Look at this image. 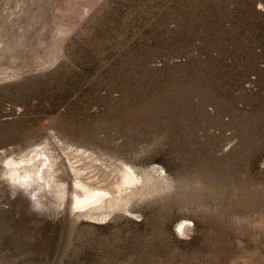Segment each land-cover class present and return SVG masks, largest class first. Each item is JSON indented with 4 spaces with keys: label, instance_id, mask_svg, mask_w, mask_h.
Here are the masks:
<instances>
[{
    "label": "rangeland",
    "instance_id": "374dc122",
    "mask_svg": "<svg viewBox=\"0 0 264 264\" xmlns=\"http://www.w3.org/2000/svg\"><path fill=\"white\" fill-rule=\"evenodd\" d=\"M0 264H264V0H0Z\"/></svg>",
    "mask_w": 264,
    "mask_h": 264
},
{
    "label": "bare ground",
    "instance_id": "6f19581e",
    "mask_svg": "<svg viewBox=\"0 0 264 264\" xmlns=\"http://www.w3.org/2000/svg\"><path fill=\"white\" fill-rule=\"evenodd\" d=\"M20 164H24L20 162ZM20 176H22V174H20ZM28 177V176H27ZM136 179V177L134 176V174L130 173V171L128 172V174L126 175V178H125V182L126 183H130L132 182V180ZM16 180H22V178H16ZM24 182H26V180H24ZM62 196H64V193H62ZM104 196V195H103ZM103 196L100 195L99 193H96V194H93V195H90L84 199H80L78 197L75 198V201H74V205L73 207L76 209V208H82L85 207L86 208V205H89V204H95V203H99L102 201L103 199ZM63 198V197H62ZM103 202V201H102ZM184 229V227L181 225L179 227V229ZM184 231V230H183Z\"/></svg>",
    "mask_w": 264,
    "mask_h": 264
}]
</instances>
